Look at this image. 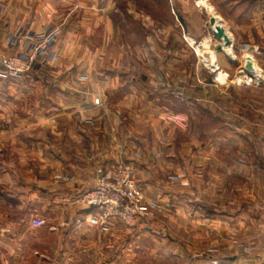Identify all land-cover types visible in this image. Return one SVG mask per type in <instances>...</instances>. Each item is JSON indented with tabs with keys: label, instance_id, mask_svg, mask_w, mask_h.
<instances>
[{
	"label": "crops",
	"instance_id": "crops-1",
	"mask_svg": "<svg viewBox=\"0 0 264 264\" xmlns=\"http://www.w3.org/2000/svg\"><path fill=\"white\" fill-rule=\"evenodd\" d=\"M199 3L201 6L197 0H0V55L11 54L6 50L5 40L18 29L35 34L56 30L55 42L48 56H44L47 60L44 74L53 67L58 73L50 79L44 78L43 82L33 74H30L33 77L12 79L0 68V249H6V245L10 259L16 258L17 246L21 247L23 242L29 244L27 241L33 233H42L46 238L44 251L55 255L45 257L47 260L95 262L100 259L104 264H121L130 253V243L155 242L156 225L145 227L137 222L127 228L118 220H110L103 229L89 222L95 214L94 208L77 202L107 169L121 163L131 166L149 206L171 212L167 215L169 228L182 229L177 219L183 215L185 228L191 231L185 234V239L192 235L191 240L198 238L193 233L196 228L209 229L212 225L222 229L226 221L239 230L264 223V90H242L231 126L217 112L220 124L215 141H190L180 154L181 145L180 149L178 145L172 148L166 142L169 149H174L166 162L158 155L156 122L152 119L166 110L155 105L144 114L148 117V127L137 128L130 124L131 118L136 121V114L128 108V103L136 106L143 101L172 98L192 106L199 94L169 92L165 88L166 80L159 82L161 92L149 93L146 86L149 80L144 75L131 76L135 72L133 68L144 69V63L130 66V76L123 81L111 72L112 75L102 78H90L86 82L87 93L75 87L82 83L77 76L94 67L91 60L94 51L89 46L90 55L86 58L87 46L86 42L83 46L79 43L81 38L92 36L97 30L107 36L115 30L119 33L121 20L133 24L137 36L168 38L171 51V43L182 23L191 22L188 29L182 30L188 38L195 40L199 36L201 21L205 16L209 21L202 8L207 5L217 11L210 9L211 19L212 12L220 16L231 40L233 36L241 39L245 48L248 46L255 54L254 62L264 73V0H201ZM50 5L72 6L71 20L66 13L56 18L59 25L51 24ZM193 21L197 24H192ZM32 43L20 42L17 49L25 52ZM157 47V52L165 51L164 46L161 50ZM67 50L70 61L58 59ZM188 86L192 89L193 84ZM134 88L136 93L132 92ZM123 91L119 102H105V95L115 96ZM97 96L105 102L102 108L94 106ZM242 100L248 105L241 106ZM202 111L213 113L206 107ZM228 129L233 133L230 141L225 139ZM230 154L231 164L226 163ZM177 176L181 185L172 181ZM37 219L44 224L33 227L32 222ZM54 238L56 248H52ZM159 239V242L166 240ZM169 240L176 249L177 239L169 236Z\"/></svg>",
	"mask_w": 264,
	"mask_h": 264
},
{
	"label": "rangeland",
	"instance_id": "rangeland-1",
	"mask_svg": "<svg viewBox=\"0 0 264 264\" xmlns=\"http://www.w3.org/2000/svg\"><path fill=\"white\" fill-rule=\"evenodd\" d=\"M117 1L121 2L122 0ZM72 8V6L62 7L58 5H50L48 7L50 13H52V22L50 23L59 25L57 22L59 19L56 20V18H59L60 15L66 13L68 19L71 20ZM202 8L206 12L209 21L206 16L203 18L201 21L200 34L197 38H195L194 41L198 43L200 41H204L207 37H212L218 44V40L215 36L216 33H213L212 30H210L211 16L209 13L211 8L214 9V11L216 8L212 5L202 6ZM94 9L97 10L96 7ZM82 10L85 9L82 8ZM3 18L4 17H2V19ZM69 22L70 21H68V23ZM221 22L224 24L222 19ZM190 23L191 22L186 21L182 23V28L178 26V34H180H177V37L174 38V43H171V45H173V49L171 51L168 49V44L170 43H168V38H158V41V39L154 36H149L147 38L137 36L135 33L136 30H133V24L122 22L121 20L118 22L120 27L119 33L117 30H115L113 34L107 36L106 34H103L102 31L97 30L92 36L83 37L81 38L82 41H79L80 44L82 43V46L84 45L83 42H86V49L83 47L86 50V52L83 51L84 55H86V58H88L87 55L89 54V46L92 49L90 51H94L91 53V60H94V67L92 70H90L92 73L88 70L86 74L77 76L82 81L80 87L78 85L75 86L79 88L78 90L81 89V91H85V93H87L88 91L86 82L90 78H94L96 76L102 78L105 75H112L111 72L117 76V80L120 79V81H123L125 77L130 76V66L136 67L137 65L144 63L145 68H141L138 71L134 70L135 68H133L132 71L135 72L131 74V76L134 75L136 78H139L140 76L144 75L146 79L149 80V83L146 85L147 89H149V93L161 92L162 89L159 85V82L161 83V81L164 82V80H166L165 88L169 89V92L172 91L183 94L184 92L190 93L193 91L200 95L198 100L195 101L194 105L192 106H186L184 102L172 98L161 99L159 101L153 102L143 101L141 105L138 103V101H136L135 104H139L136 106L132 105L133 102L128 103V108H130V110L134 111V114H136L134 117V120L136 121H133V118H131L130 124L132 127L137 128L140 127L144 129L145 127H148V117H145L144 114L148 110H153L155 105L160 106V109L162 110H166L162 111L160 115H154L152 118L156 122L155 134L158 137V147H160V150H158V155L160 158L164 157L166 162H168L169 153L174 154V149L172 148L175 145H181V149L179 146L180 154V152L185 151L184 146H186V144H188L190 141H215L217 126L220 124V120L216 119L217 112L221 114V116H224L225 123L231 126L234 118L233 111L240 106H238V98L242 96V90H264V85L262 83H255V81H253L248 85L244 83V79L241 82L234 80L241 71L245 61L244 58L247 57L244 56L245 54H250L253 60L256 61L255 54L252 53V51H246L247 48L244 47L245 45L241 39L235 38L234 36L232 37L233 57L226 55L222 51H217L215 60L211 61V59V62L204 64L201 61V57H199L195 51L194 45L190 44L188 41V35L184 34L182 31L188 29L187 27L190 25ZM192 24L196 25L197 21H193ZM22 32L23 30L20 31L18 29L6 37L5 41L8 48H6V50L11 52V54L15 52L26 54V51H19L17 49L16 45H18L19 41H21V44L34 42L32 39H24V37L22 38L21 36L15 37ZM12 37L16 38L17 42L15 41L14 49H9L8 45L9 41L13 39ZM155 45H158L159 47L157 48L160 50L162 46H164L165 51L157 52ZM69 52L70 51H64V57H58V59H61L63 62L70 61ZM53 55L54 53L51 56L53 57ZM80 55L82 56L81 52ZM169 60H171V65H168ZM246 63L248 64L249 62ZM112 65H114L113 67L115 68H112ZM168 66L171 68H168ZM158 67H160V69H158ZM31 74L37 76L40 80H43V82L44 78L50 79L52 76L58 75L54 67L45 74L44 69L39 73L33 72ZM65 74L67 73L65 72ZM154 83H157V85ZM190 83L193 84L192 89L190 86H188ZM83 86H85L84 90L82 89ZM132 92L136 93V89L134 88ZM101 93V95L104 94L103 91ZM124 93L125 92L123 91V93L119 92L115 94V96L108 95V97L105 95L107 99L105 98L104 100L105 102L106 100L109 102H119L121 95ZM144 93L148 94V92ZM202 94L204 97L201 96ZM204 99H206V101H203ZM105 102L101 99V97L97 96L94 100V106L96 108H102ZM240 104L243 107L248 105V103H245L244 100H242ZM202 107L208 108V110L212 111L213 113L209 114L202 111ZM212 132L215 133V137L212 136ZM225 136L227 137L225 138L226 140H232V131L228 129L225 132ZM166 142L172 144L171 149H169L170 147H167L165 144ZM228 151L232 153L231 149ZM231 156L232 155L230 154L229 158H226V163L231 164ZM177 177L178 178L173 177L172 181L174 183V180L178 179L177 183L178 185H181V178L180 176ZM230 183L231 182H227V184ZM153 210L155 209L153 208ZM169 214H171V212H167L166 209H161V212H157L153 217L142 218L139 221L145 227H151L153 225L157 226V228L154 229L155 242H141V245L130 243V253L126 260H123L121 264H218V262L219 264H264V252L262 247L264 223L259 227H253L249 229L243 228L240 230L235 228L231 221H226L225 224L222 225V229H215V227H212V225L209 224V229H192L194 231L193 233H195V237L198 238L191 240V238L194 236L192 235L188 240L185 239L184 236L187 232L191 231L190 229L185 228V218L183 215H181L182 218L178 216L177 219L179 220V224H181L182 229H179L180 227L173 229L169 228L168 226ZM169 236L177 239L176 242L178 245L176 249H173L170 245ZM29 237L30 238L27 241L29 244H25L23 242L24 245H21V247L17 246L16 249L14 248L17 252L15 259L9 258L11 253H9L10 251L8 250V247L4 245L6 249H0V264L106 263L100 261V259L98 261L96 260L95 262L56 260L55 258L47 260L45 257H53L55 255H53L51 252L46 253L44 251V241H46L44 235H42V233H33ZM159 238H164L166 240H161L159 242ZM56 241L57 240L54 238L52 248L57 247ZM65 241L68 240L65 239ZM12 251L14 250L11 249V252ZM174 254L175 256L172 257L171 255ZM206 255L215 257V260H213V258L209 259L208 256L207 258L203 259V256L206 257ZM101 260L103 259L101 258Z\"/></svg>",
	"mask_w": 264,
	"mask_h": 264
},
{
	"label": "built area",
	"instance_id": "built-area-1",
	"mask_svg": "<svg viewBox=\"0 0 264 264\" xmlns=\"http://www.w3.org/2000/svg\"><path fill=\"white\" fill-rule=\"evenodd\" d=\"M17 36L32 39L26 54L13 53L0 55V67L6 77L17 79L33 72H41L46 67L44 56H48L49 49L55 42L56 30H49L40 34L23 31ZM13 38V37H12ZM16 38L9 41V49H14ZM17 42V41H16ZM21 41H19L20 43ZM17 46V45H16ZM255 81L249 78L245 84ZM255 83H257L255 81ZM264 85V82H258ZM97 101V100H96ZM97 103V102H96ZM177 184V180H174ZM77 202L86 208H94L95 214L90 216L89 222L101 228H106L110 220H118L127 228L134 227L142 218L153 217L161 208L150 207L136 184L131 166L118 164L107 169L95 182L92 189L77 198ZM44 221L37 219L32 222L33 227H39ZM264 252V233L262 236Z\"/></svg>",
	"mask_w": 264,
	"mask_h": 264
},
{
	"label": "bare ground",
	"instance_id": "bare-ground-1",
	"mask_svg": "<svg viewBox=\"0 0 264 264\" xmlns=\"http://www.w3.org/2000/svg\"><path fill=\"white\" fill-rule=\"evenodd\" d=\"M199 1L197 0L198 5H200ZM201 6V5H200ZM211 29L213 33H217V28L221 27L223 30V36L220 39H217L218 42L222 45V49L220 51L225 52L227 55H232V51L230 46H233V42L231 40V37L228 35V33L225 31L224 24L221 22L220 17L216 15L215 12H212V19H211ZM209 26V27H210ZM227 30V29H226ZM228 31V30H227ZM217 38V37H216ZM229 41L228 45H225L224 40ZM188 41L190 44L194 45L195 51L201 57V61L205 63L211 62L210 60L214 57V55L217 53L218 50H216V44L215 40L212 37L205 38L204 41L195 42L192 38H188ZM245 47V46H244ZM247 47V50H249V47ZM245 50V49H244ZM244 56H247L248 58H244L245 61L243 63V66L241 68V71L238 73V76L235 77V81L241 82L244 80L249 81V78L254 79L257 83L258 82H264V73L259 69L256 62H254L253 58L250 54H245ZM246 62H249L248 64ZM207 66V64H206ZM227 75V73H226Z\"/></svg>",
	"mask_w": 264,
	"mask_h": 264
},
{
	"label": "water",
	"instance_id": "water-1",
	"mask_svg": "<svg viewBox=\"0 0 264 264\" xmlns=\"http://www.w3.org/2000/svg\"><path fill=\"white\" fill-rule=\"evenodd\" d=\"M212 23V21H210ZM215 36L217 37L216 39H220L223 36V30L221 27L217 28V33L215 34ZM228 38H226V40H224L225 45L229 44V41L227 40ZM216 49L218 51H220L222 49V45L220 44V42H218V44L216 45Z\"/></svg>",
	"mask_w": 264,
	"mask_h": 264
}]
</instances>
